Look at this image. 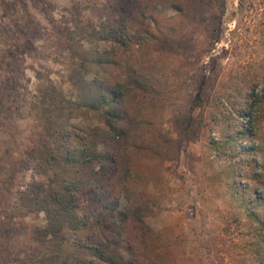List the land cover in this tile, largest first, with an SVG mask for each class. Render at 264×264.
<instances>
[{
  "label": "rangeland",
  "instance_id": "rangeland-1",
  "mask_svg": "<svg viewBox=\"0 0 264 264\" xmlns=\"http://www.w3.org/2000/svg\"><path fill=\"white\" fill-rule=\"evenodd\" d=\"M151 13L171 41L138 30H153ZM114 24H125L128 34L126 47L111 56ZM124 63L164 74L172 92L164 114L128 137L147 149L132 160L122 154L126 171L102 161L57 178L38 170L32 151L45 141L58 145L50 134L62 137L54 127L47 133L48 118L60 117L73 143L99 125V115L77 100L74 82L92 102L106 74ZM54 91L59 110L48 106ZM252 91L258 104L248 99ZM189 95L196 104L188 129L182 121ZM263 96L264 0H0V264H51L50 239L39 237L44 213L18 205L32 180H53L51 187L65 185L76 197L79 221L64 233L67 264H108L96 253L108 257L111 245L128 255L120 218L131 194L147 199L140 218L163 242L197 250L201 264H249L250 233L264 235V203H256L264 196Z\"/></svg>",
  "mask_w": 264,
  "mask_h": 264
},
{
  "label": "trees",
  "instance_id": "trees-1",
  "mask_svg": "<svg viewBox=\"0 0 264 264\" xmlns=\"http://www.w3.org/2000/svg\"><path fill=\"white\" fill-rule=\"evenodd\" d=\"M111 6H107L110 12L113 10ZM116 11L122 16L127 14V9L122 5H117ZM177 13L179 15L186 14L185 9L180 7ZM148 16L153 30H147L143 27L144 30L142 28L138 30L148 36L150 40L158 36V38L164 41H171L166 33L158 26L156 17L152 13ZM125 24L123 28H118V24H114L109 30L108 34L113 42V46H111L113 54L111 56L118 53L120 47H126L123 41L125 40V34H128ZM104 38L107 39V35ZM160 43L163 42L159 41V46ZM163 45L161 48H163ZM111 60L114 61V64H117V61L113 57ZM74 74L78 75V72H74ZM82 74L81 77L83 78L84 76ZM163 75L155 77L145 71L142 66L139 68L138 66L134 67L124 63V66L117 72L111 70L106 74V82L103 84L104 87L97 90L98 93L92 102L86 101L88 96L87 92L84 91L83 87L79 89L77 87L78 84L74 82L76 86L75 90L78 91V96H80L77 100L80 99L81 102H84V108L88 106V108L99 115V125L97 128L90 129L88 133L84 134L85 136L83 138L85 142L80 143L78 141V143H73L70 141L72 134L64 129L66 128V124L63 123L60 117L55 116L53 121L48 118L49 127L47 133L50 134L49 132L54 130V127L59 130L60 136L62 137L57 136L53 138V135L50 134L49 137L54 139L58 145H52V143L49 144L45 141L42 146L40 145V148L32 151L33 158L38 161V170L40 169L42 173L53 172L52 177L57 178L60 175L59 173H62L64 170L70 168L79 170V165L86 162L90 164V162L97 163L102 161V167L104 168L108 169L107 166L112 165L114 166V170L117 171V169L121 170L120 167H123L121 165H124V171H126L125 165L127 162V167H129V159L127 158V161L124 162L122 154L125 157V154L128 153L131 160L132 157L133 159L138 158L141 156V149L145 145L143 142L134 145L135 141L128 139L132 130L139 131L141 129L142 131L144 127L148 125L152 126L156 122L157 115L166 110L164 107L167 101L172 99V92L169 90L167 79ZM54 93L55 95L49 97L48 106L50 105L51 107L49 108L53 110H59L62 108L61 102L57 99L60 98V95H58L59 92L54 91ZM191 98L189 95V97L185 98V103H183V114L185 115H183L182 123L188 129L190 128L192 107L196 104L191 103ZM248 99L253 100L252 102L254 104L255 102L257 104L259 102V99H256L255 95L253 96V91ZM263 99L264 96L260 100ZM246 102L245 100L244 103ZM88 103L89 105H87ZM77 104L79 105L80 102L78 101ZM260 105L263 104L260 103ZM98 115L96 116L98 117ZM245 131H248V129H241L237 133L243 135ZM251 135L257 137L254 132ZM133 140L139 141L137 138ZM226 140L229 141V138H226ZM100 145L106 147V153H103V150L101 152L97 150ZM143 149L145 150L147 148ZM257 165L260 166L259 163ZM129 169L127 168V172ZM127 172H125L126 176ZM262 172L259 175L260 180H258L264 186V165ZM128 174L130 176V172ZM255 176L257 175L255 174ZM52 181L50 180L47 184L42 181H30L19 192L18 205L26 213H44L46 225L40 230L39 237L42 240L44 238L50 239L49 243L52 246L50 247L51 255H48V260L51 264L57 261L67 264L64 257H68L69 250L67 246L63 245L65 242L64 233L68 229L74 230L79 221L77 213H75L77 209L76 197L72 189H69L65 185L61 187L57 184L58 187H51ZM125 198L126 207L121 213L120 226L123 239L127 242L126 253L128 255L124 256V253L115 251V248L111 245V255L106 253L108 257H102L101 253H96L99 260H106L108 264H201V257L197 254V250L193 252L187 251L181 247L177 240L169 243L163 242L161 231L150 229L142 223L140 216L147 208L148 201L146 198L132 194L125 195ZM261 202L264 203V196L256 201L257 204ZM87 224L85 223V228ZM250 236L255 242H251L254 251L252 252L249 264H264V248L261 245L264 240V235L258 230L257 233H250ZM57 239H60L61 242ZM136 243L137 248L135 247ZM115 246L117 245L115 244ZM255 246L258 247L256 248ZM107 248L109 249V247ZM77 262L79 261L77 260Z\"/></svg>",
  "mask_w": 264,
  "mask_h": 264
}]
</instances>
